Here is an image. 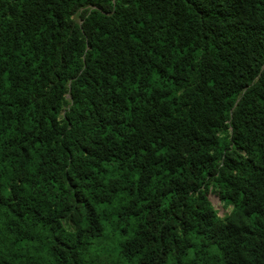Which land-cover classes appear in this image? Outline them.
<instances>
[{"label":"clouds","instance_id":"clouds-1","mask_svg":"<svg viewBox=\"0 0 264 264\" xmlns=\"http://www.w3.org/2000/svg\"><path fill=\"white\" fill-rule=\"evenodd\" d=\"M0 264H264V0H0Z\"/></svg>","mask_w":264,"mask_h":264}]
</instances>
